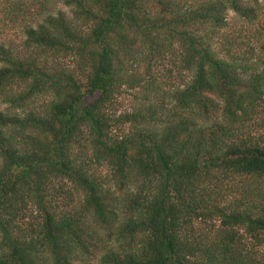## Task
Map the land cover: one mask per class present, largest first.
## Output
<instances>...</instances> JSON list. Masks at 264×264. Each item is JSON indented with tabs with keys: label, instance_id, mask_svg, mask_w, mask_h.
<instances>
[{
	"label": "trees",
	"instance_id": "16d2710c",
	"mask_svg": "<svg viewBox=\"0 0 264 264\" xmlns=\"http://www.w3.org/2000/svg\"><path fill=\"white\" fill-rule=\"evenodd\" d=\"M61 1L72 17L25 28V55L0 45V96L14 110L0 112V264H264V138L245 124L264 97L253 4ZM229 11L244 24L237 33ZM167 54L189 79L159 108L148 100L159 101ZM137 88L148 102L112 118ZM117 123L130 129L115 134ZM27 206L39 216L23 230ZM214 217L223 228L211 234Z\"/></svg>",
	"mask_w": 264,
	"mask_h": 264
},
{
	"label": "rangeland",
	"instance_id": "374dc122",
	"mask_svg": "<svg viewBox=\"0 0 264 264\" xmlns=\"http://www.w3.org/2000/svg\"><path fill=\"white\" fill-rule=\"evenodd\" d=\"M189 2V0H187ZM248 5L253 4V8L256 9V16L259 21L264 24V0H248ZM57 12H63L66 16L72 17L71 9L69 6L64 5L61 0H10V2H5L0 0V45L9 49L14 55L26 54V48L24 46V41L26 39L24 30L27 27H36L37 24H40L42 20L47 15H56ZM228 15V23H229V31L237 33V31L244 26L243 22L236 17V15L229 11ZM178 48L177 44L173 45V50ZM259 56V55H257ZM52 63H59L69 67L73 65L70 60L60 61L57 59H53ZM169 54L166 55L165 60L161 63L160 66L155 68V72L159 74V80H163L161 82V90L157 92L159 101H156L153 97H150L148 101L151 103H156V105L161 108L162 103L167 104V99H163L165 96V92L173 90L177 87H180L185 81L189 79V73L185 71H181L178 74L177 70L171 66ZM170 70V72H168ZM78 73V72H77ZM144 92H141L138 88L135 90L125 89L123 94L119 96L115 101V106L112 107V118H118L123 114H129L132 112H136L140 105H145L148 101L143 99ZM46 99V98H45ZM43 103V100L38 102V105ZM0 112L8 113L14 112L4 99L0 96ZM252 116V120H247L245 122L247 131H251L250 133L256 136H262L264 138V97L261 100L256 101L254 107H252L251 112H249ZM111 125H114L113 121L110 122ZM130 129L129 124H119L117 123L113 127V131L115 134H119V132H126ZM102 176H106V172L104 167L102 170ZM264 186V185H263ZM66 187L71 191L72 198L78 197L77 193L72 190L71 184L66 182ZM106 187H111L112 195L121 196L119 192H115L112 184L107 185ZM57 188V187H56ZM68 197L65 194L59 195L57 202L59 207L66 206L68 202ZM261 205H264V198L260 200ZM27 212L23 214V221L20 222V227L24 230L29 225H35V218H38L39 213L33 206H27ZM59 208V209H60ZM67 209V208H66ZM123 209V207H120ZM71 210V209H70ZM80 221L82 219L80 218ZM86 224L92 225V221L90 219L83 220ZM220 228H223L221 218H212L209 223H204V230L209 231L211 234L217 233ZM100 229V228H97ZM237 234H240L244 239V243L246 246L256 245V242L251 239L248 235L247 231L244 227H240L235 229ZM100 236H103V233L99 232ZM119 242H110L108 243V247L117 248ZM262 253H264V245L256 246ZM40 256L43 261L47 260V255L45 252H40ZM80 264H99L98 260H88L84 257H80Z\"/></svg>",
	"mask_w": 264,
	"mask_h": 264
}]
</instances>
